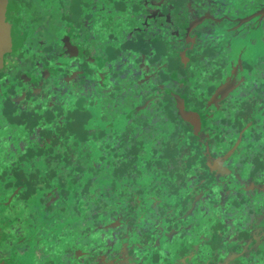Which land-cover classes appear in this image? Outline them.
<instances>
[{"label":"flooded vegetation","instance_id":"flooded-vegetation-1","mask_svg":"<svg viewBox=\"0 0 264 264\" xmlns=\"http://www.w3.org/2000/svg\"><path fill=\"white\" fill-rule=\"evenodd\" d=\"M71 1L72 0H65V3H68V2L69 3L60 10L61 13L64 14L65 16H67L65 12H70V9L72 6L70 7L69 4L71 3ZM83 1L85 4L84 6L81 7V12H80L81 15L79 17V22L82 23V27H83L82 34H78L77 36L71 35L69 38L64 39L62 41L64 44L59 46L60 47L59 50L56 48L54 49V47L51 48L52 53L54 52V54L59 57L62 56L60 60L62 65H60L59 63H54L53 55L50 56L49 54L45 53L46 58L43 57L42 58L43 60H41L40 57L42 56L40 55L38 61L36 63H33L34 66L40 67L39 71L36 74H34L31 72H28L29 67L27 66H30L31 63H28V62L25 63L24 62L25 60H22L20 57V54L24 52V49H26L25 47L28 46V48H30L29 47L30 45H26V43L24 42L25 39H29V33H26L22 30L25 24L24 22L25 12H23V7H25L23 5L25 3L24 4L20 3L19 5L18 0H0V26L6 22L8 23V26L10 27V34L8 30L6 32L7 49L4 51V55L0 63V76L3 75L5 77V79H0V105L4 103L5 101H7L5 105H3L2 110H0V119H1L0 121V148L3 147V149H6L5 151L0 152V155L4 154V156L7 155L6 157H8L9 153L13 151L12 144H16L17 151L15 152L17 153L18 156L24 155L26 151L25 150L22 151V147L24 148L22 139H19L17 132H14L15 129L7 125L6 122L8 121L12 123L14 127L18 129V131L22 129L23 128L22 116L23 114H27L25 110L28 107H30L28 111L32 109L33 100H35L38 97L42 99L40 104L45 102L47 103L48 108L50 107V105L54 106L56 104L54 102L57 99L55 92H56V88L60 87L59 86L60 82L61 84L66 82L68 84L72 83L73 86L78 85L80 89V95L81 96L83 95L84 97H86L87 91H88L87 83L91 84L93 88L97 86L98 88L104 89L106 87L108 88L109 86L112 87L115 84H116L115 87H117L118 80L120 78L117 81H113L112 79L122 76L123 73L126 74L125 76L127 77L126 78L127 81H130L128 78L130 79H132V77L136 78L139 75L140 72L138 71L131 73L128 70L124 69V71L121 72L122 70L121 67L124 65V62L126 61V57L128 56L124 57L125 54L123 53L120 54V51H121L120 48L123 45L125 46L126 43L132 38L135 39L138 37L139 39H141L140 35L142 34L140 33V30L142 31L144 29L134 28L133 30H128L127 32L124 31V33H120V35H113V38H108V36L104 34L103 32L102 28L104 26L101 25L102 17L113 16L110 12L111 8L107 7L108 2L106 3L105 0H96L100 3V5L101 4L103 5L102 7H100V5L95 0H83ZM211 1L212 0L203 1V5L205 7L200 8V9L198 8L194 9L190 1L186 2L184 5H182L179 8L178 11H174V13H170L169 15L167 14L166 17H164L163 19H160V17L162 16L160 9L152 10V8H150L148 10L149 12L148 17L144 15L141 16L143 17V20L145 19L143 22V23H146L145 26L144 24L142 23L141 24L143 25V27L146 28V31H152L157 36L161 35V38L163 40L170 39L167 44H171L176 49H179L178 52L182 58H184L185 56L183 51H186V54L189 57L188 58L189 64L187 65V68H184L183 71L180 73L179 78H176L178 81L184 82L186 80L184 73L191 72V70L194 69L195 65H196L195 68H197L199 65L198 61L205 62L208 64V66H212L210 64V62L212 61L206 60V59H211L212 57L210 56L204 57V56H200L199 54H197L195 50H193V46H195V44L192 43L195 41L194 36L199 35V32H206V30L208 31L207 33L214 32L213 28H215V26L213 24H211V26L207 28L205 27V25L201 27H197L199 22L201 24V17H197L199 15L198 13L202 12L204 15L203 17H210V16L213 17V15L215 14L216 11L211 9L213 7L212 6L213 2L210 3ZM159 2H161L162 4L166 3V1L164 2V0H161ZM159 2L157 3L158 5H160ZM25 5L27 6V11H29L32 15L30 19L31 20L33 19L35 23L42 22L44 24V22L46 21H43L39 17H42V15H46L48 12L52 13L55 10L53 6L50 7V5H48V7L46 6V8L48 9H45L39 12L36 8L34 9L31 8L33 7V5H31L30 3L29 5L27 4ZM103 9L104 10L109 9L107 15L103 12ZM263 14H264V6H261V7H258L256 11L252 12V14H249L247 17L246 16L241 17V18H233V17L227 18L226 17L227 19H229L228 21H226V19H224V17L222 16L223 15L222 14L221 17H217V18L213 17V18L216 22H218V24H220V27L223 28V30L226 29L229 35L227 36L230 37L232 36L231 35L232 30H234L235 33L238 34L240 30L242 32V28L246 26V24L249 25L253 23L254 20H251V21L249 20L255 15H258L256 16L257 17L256 20L263 21L264 20V18H262ZM68 15H69V20H70V17L77 16V13L75 14L72 11V14L69 13ZM158 15H159V18L157 19L156 16ZM190 15H192L191 19H190ZM114 17L117 19V23H118L120 21L118 18V15L115 14ZM98 19L100 20V24L97 23ZM246 21H249V22H246ZM190 23H192L195 28L191 31L189 30ZM59 25H61V23H59ZM161 25L163 27H161ZM62 26L64 28L67 27L68 32L70 33L73 32L70 24H63ZM159 27H161L162 30ZM41 28H43V25ZM84 28L86 29L85 31H84ZM93 28H96L98 33L95 34L93 31ZM14 30L18 31L19 33L18 39L15 35H12ZM38 30L41 31L40 26ZM87 30L89 31L88 35L87 33L84 34ZM136 30H138L139 32L136 33L135 32ZM41 35L42 34L36 35L37 36V40H36L37 46L38 48L45 47L44 49L45 52H48L46 51V49L50 47V44L47 45L49 41V38L47 36L49 35L45 34L46 35L45 38H43ZM227 36H224V37L226 38ZM234 37H238V35L232 36L231 38H234ZM206 38H207V42H206L207 44L209 41H214L216 45L219 43L220 45L229 43V42H226L224 38L219 39L218 37L217 38L213 37L212 39H210L211 36H208V35L207 37L202 38V40L199 39L200 40L199 42H202ZM14 41H19L21 44V45L19 44L20 46L16 50L13 49V47L16 45ZM95 43H96V48L98 52H100L98 55L94 53L91 49V46H95ZM230 43L232 44V40L230 41ZM67 46H73V48H70L69 52H67L68 54L66 53ZM227 47H229V45H227ZM106 51H108L112 55V57H115V58L118 57L117 60L120 57V60L117 62L118 67L113 72L116 74L115 77L114 76L110 77L109 74H112V72H110L103 65V63H106V56L107 55L110 56L109 54L106 53ZM150 53H151L150 55L153 57L154 56L153 49L150 51ZM194 56H196V60L195 59L193 60ZM68 60H73V61L76 60L78 64L76 63L72 64L71 61H70L71 63L70 64L68 63ZM226 63H228V66L230 67V71L228 73L226 70L225 72L226 78H223L219 82L218 85H217L218 78H211L210 76H207L205 78L203 77L201 79V81L195 87V88L199 87L198 89H194V88L192 89L194 83H192L191 81L187 82L186 85L191 87L187 95V100L186 98H183L184 100L183 103L180 100L176 101V99L174 100L175 102L173 101L175 104L173 103L172 110L176 112V115L179 114V109L177 108L178 106L183 105V108H189V107L192 108L196 106L197 105L196 101H198V97H200L201 95L200 92L209 94L207 101L208 103H211L212 105L218 104L220 106L219 103L230 104L229 111L222 112L221 121L211 119L212 117H215L218 112H220L217 109L214 110V112L212 113H207L205 118H201L204 122V127L202 128V131L200 133L201 137H197L198 141H200L201 139L205 137V132L208 130L207 128L209 127H218L220 130L226 129L225 122L223 123V118L225 117L226 113H227V117H231V113L233 111H236V109L233 108L234 104L242 103L245 101L251 102L252 100L255 99V97L252 99L253 97V95H251L253 93L251 91L252 89H248V87L246 86L247 84H249L250 79H253L255 76L252 75V73L248 71L249 67L244 63L243 53H241V55L238 58H235L234 60L230 59V62L228 61L223 64H226ZM64 64L66 65L67 70L71 69L70 72L74 73L73 77L68 75L69 72L64 73V70H63ZM158 65L160 66V69H162L163 67H166L165 62H161ZM59 66L61 67L58 68ZM118 68L121 70L119 73H116V71H118ZM148 70H152V68H149ZM155 72L156 71L152 72V74H150L149 77L153 78ZM218 72L220 75L221 68H220V71ZM89 76L92 78V80L89 78ZM69 77H71L70 81H68ZM107 77H108V81H105ZM56 80H59V82H57L58 84L55 83ZM164 83L165 84L163 86H160V88H165V89L170 88V90L172 89L171 84H169L167 81H165ZM207 84H209V86L204 87ZM215 85L216 87L213 90L212 88ZM6 88L12 90V92L11 93L6 92L5 91ZM211 89L213 90V92L209 93ZM64 92H67V91L65 90ZM216 93H217V96H215ZM213 96L214 98H212ZM30 97L32 98L30 99ZM149 97L152 98L154 97V95L150 94ZM191 98H194L193 104H190ZM9 101L10 103L12 101L13 104L12 103L8 104ZM18 101L20 103H17ZM11 106H13V108H16L15 113H13L14 111ZM8 108L12 112L9 115H5L6 112H9ZM259 108H260L259 113L262 114L263 108L261 107ZM33 115L34 113L30 112V116L32 117ZM47 115L49 117H47ZM47 115H46V120H48V122L55 121V119H53L54 114L52 111H48ZM185 117L187 119H190V117L187 115ZM2 121L3 123H1ZM199 121L201 120L199 119L194 122L196 127L200 125L201 122L199 123ZM39 123H40L39 119L35 118L34 126L38 125ZM1 124L5 126V131H7V128H11L12 135L11 136L8 135L9 139L4 137L1 134V128H2ZM187 126L191 133L193 132L197 133L198 129L197 131L192 132V127L189 124ZM237 129L238 130L236 131V137H238V134L241 132V129H239V127ZM209 138L210 136L204 138V140L202 141L204 142V145L199 143V146H203L204 151H205V148H207L208 146L207 140ZM235 144H237V142ZM243 144H246L245 138L240 143V146L224 144L223 147L218 148L217 150V153H218L219 149H224L223 152H220L217 155L223 158L230 156L231 159L232 158L242 159L243 154L247 155L251 153L247 151V149H244V150L242 149ZM154 149L159 150L161 149V147L160 145L156 144ZM195 150L198 151L197 149ZM212 156H215V155L212 154ZM208 161H209V158L207 156L205 162L208 163ZM122 165L123 164L121 163L120 167H122ZM183 165L184 163L180 161L176 163L174 167L168 166L173 172H176V175H173V176L166 177V175L163 176V175L153 174L154 175L153 177L154 187H156L155 188L156 190H149V191L146 188L147 186H141V184L136 185V186H129L130 185L128 184L129 182H134V183L141 182L142 183L143 181L140 178L143 176V174L138 175L134 171V169H131V168L120 169L112 175L108 174L107 170H104L105 173L102 175L101 178H104V180L108 182V184L106 185H111L113 187L112 189H114V192H115V194L113 193L115 198L111 201L112 210L105 213L108 210L107 205H106L107 203L106 198H109V192L111 191H109L106 194H102L101 192L100 196L102 195V199L100 201L105 203V207H104V212L99 213V215H103L104 213L105 215L101 217L100 221L96 219H94L93 221L92 218L95 217V215L90 216V214L88 215V217L84 218L85 221L92 220L91 221L92 223L94 224L98 223L96 225H92L95 227L91 231L89 229V226L86 225V227H83L81 225H77L76 227L75 223L73 222L74 224L71 225V227L68 229V232H67L68 243L67 241L63 240L61 246L64 248L65 245H67V247L69 248L65 247L66 250H68L69 253H72L68 255H73L74 253L69 250L70 248H74L75 250L76 245H79V247H81L85 241L87 242L89 240L90 236H93V238L97 237L100 240L103 239L102 241L109 247H112V244L113 246H115V249L117 250V255H115L113 252L111 253V257H114L113 258L114 260L111 261L112 264H161V263L163 264H199L201 260V252L204 251L203 248H199V249H191L188 247L181 248V246L178 245L176 248H173L171 250L169 248L170 246L168 247L165 246V243L168 240L165 237L161 239L157 237L156 239H154L150 245L151 248H149L150 246L148 247L146 246L144 239L139 237V231H138L139 229L130 228L129 230H127L125 228L120 227V224L121 222L123 223V221H126V222L130 221L129 225L137 226L139 219L142 217L140 216V214H138V211H135V209L138 208V206H142V208L145 206V204L139 205L140 201L145 195L149 196L151 194V195L159 196L156 202L151 201V200L147 201L146 204L150 208L155 206V204H159L160 200H162V201H171L174 203L179 202V204L177 205H179V207H183V209L187 207L186 211H189V209L191 210L193 208V202L195 200L199 202L200 200H198L199 197H195L197 199L193 201L189 200L184 204V206H182L183 204H180L181 199H182L180 198L181 192H183V194L186 195L189 188L191 187L192 190L195 191V194L196 192L199 191L200 193H203L206 196L208 195L210 196L211 195L210 191L206 189H202L204 185V181L197 179V177L195 176H191V177L186 176L185 170H183ZM210 166L212 165L210 164ZM215 166L217 165L214 164L210 168V170L214 168ZM77 170L78 169L75 168V171ZM229 173H230L229 171H221L220 173L214 172V179L218 184H220V182H227L230 179V177L228 176L237 177L240 180V183H237L235 187H236V191L239 189L240 196H242L245 201L244 209L245 207L249 206L253 208V212L255 213H258L256 212L258 211L257 209L264 211V170L262 172L254 173L250 171V169L247 170L244 165L243 169L241 166V167L232 169V172L230 174ZM119 176L122 177L124 180L119 182L118 181ZM160 176L161 178L159 179L158 177ZM10 177H12V174H10L8 177V174L4 176L0 172V185L4 184L7 186L8 181L10 180ZM220 177H221V180H220ZM219 180L220 182H218ZM163 186H166V187H163ZM129 188H134V190L129 191ZM161 189H167V190L162 191ZM120 193L125 194L123 195L124 199L120 196ZM51 194L52 195L50 196L55 197L53 192ZM85 194L81 197L80 201L84 200ZM130 194L132 196H130ZM171 196L174 197V200L169 199V197ZM13 199L15 200V196L12 197V200ZM176 200H179V201H176ZM89 204L92 205V203H89ZM194 205L196 207L201 206V204H194ZM1 206L3 207L4 203L0 202V207ZM129 207L132 208V211H129ZM253 212H252V215L247 214L248 215L246 216L247 219L255 225H258V224L264 225V216L261 215V216L255 217ZM185 213L186 212H184L180 216H172V218L180 219L184 216ZM144 218H148V216H144ZM13 219H16V217H14ZM13 219L11 220L12 222L9 221V223H7L8 220L7 221L2 220V223L0 225V229L3 228V231L2 232L0 231V264H5V263H2L3 259L1 256L5 257L7 256V254L12 252L10 248H8L9 245L13 244V242L11 241L12 234H11V238H9L10 232L11 233L15 232L16 235H18L20 231L22 232V234H24V232L25 231L27 232L28 230L27 228H25L26 224H22V222H20V219L15 220L16 222L18 221V223L20 224L16 225L15 228L14 226H12V229L8 230L9 229L8 225L13 223L14 221ZM22 219H24V221H28L25 217H23ZM143 220H144L142 221L143 225L147 224L149 226L148 233H152L153 231H155V228L151 222H148L145 219ZM200 222L202 221H200L197 218H192L190 216L188 217V220L185 219L184 221H182L180 225L183 226L184 228L183 235L194 236V233L198 235L197 231L202 227ZM216 223H217V227L215 228V230L219 233V237L212 239L210 238V235L205 234V237L202 240V242L205 244V246H208L207 245L208 242L214 245L215 251L218 255L217 264L222 263V256L220 254V251L223 246V234H230L232 237L242 242H247L248 240H255L252 237L246 236L239 228L235 226H232V225L223 226L218 221ZM99 228H103V229H101V231L97 233L98 235H94L93 234L94 230H97ZM108 228L110 229L113 228V229L106 231ZM210 230L211 229L209 228V232ZM145 231L147 230H144V232ZM202 231L206 233V229ZM81 232H83V237H81L80 235L77 236L78 234H81ZM106 232L110 234V238H107L105 240L104 233ZM124 233L127 236L124 235ZM31 234L36 235V236L39 235V233L34 234V231H31ZM119 235H120V238H119ZM21 237L23 238V235L20 236V239ZM179 238L180 237H178V240ZM192 241H195L196 243L200 242L198 239H195L194 237L190 241H188V244ZM32 243L36 244L37 241H32ZM93 245H94V242L87 244L84 250V253H88L87 255L90 256V252L92 251ZM52 248L53 247H51L49 250L54 252L55 254V256H50L51 258L54 257L50 259V260H55L53 264H58V262H60L61 260L68 259V255H65L67 253H65L64 255H60L56 251L57 249L55 247L54 248L56 250L54 248H53L54 250H52ZM21 249L24 250L23 253L25 251L27 252L30 251L28 246H22L20 248L15 249L14 252L16 250H21ZM31 252H33V250ZM31 254L32 253H30L29 255ZM80 254L81 253L79 249L77 251V256H81ZM152 257H154L155 259ZM70 258H76V255H73ZM86 258L89 259L90 257L84 256V258L82 257L81 260H86ZM250 258L252 259L253 264H264V263H261L259 257L256 254H251ZM159 259H161V261H159ZM237 260L240 264H246L247 256L238 255ZM210 261H211L210 258L208 260L206 258L203 260V263H200V264H212L210 263ZM6 264H17V262H13L10 260L9 263H6ZM25 264H29V263H25Z\"/></svg>","mask_w":264,"mask_h":264},{"label":"rangeland","instance_id":"rangeland-1","mask_svg":"<svg viewBox=\"0 0 264 264\" xmlns=\"http://www.w3.org/2000/svg\"><path fill=\"white\" fill-rule=\"evenodd\" d=\"M19 1V5L20 3L22 4H27L29 5V3L31 5H33V7L31 8H36L39 12L48 9L46 8V6L48 7V5H50V7H54V12H48L46 15H42L41 18L44 22V24L42 22H34V20L30 19L32 17L31 13L29 11H27V6L24 4L23 6V12H25L24 17H25V24L23 26V31L26 33H29V39H25V43L26 45H30L28 48L25 47L26 49H24V52L20 54V57L22 60H25V63H31L29 67V71L31 73L36 74L40 67H36L33 65V63H36L40 57V55L42 57H40L41 60H43L42 58H46V54H49L50 56L53 55V61L54 63H59L61 64V60L59 56L55 55L54 52L52 53L51 48L54 47V49H60L59 46H61L62 44H64L62 41L66 38H69L71 35L73 36H77L78 34H82L83 31V27H82V23L79 22V17H80V9L82 6H84V1L83 0H72L71 3L69 4V6L71 7L70 12H65L67 16H65L64 14L61 13V9L63 7H65L68 3H65V0H18ZM23 1V2H22ZM106 3L111 1L112 5H111V14L113 16L110 17H102V22L101 25L104 26L103 32L104 34H106L108 36V38H113V35H120V33H124L127 32L128 30H133L134 28L137 29H144V30H140V33L142 35H140L141 40L145 43H140L142 44L141 47H152L153 52L155 55L160 54L161 60L159 62H163L164 55L167 54V50L166 49V44L169 42L170 39L168 40H163L160 36H157L154 34V32L152 31H146V28L143 27L142 24L144 20L141 19V23L135 22L134 20L131 19L130 15H133L135 12H140L141 8L144 5V0H105ZM216 2L218 1L217 5L219 6V8L222 10V13H227L230 14L232 12V17L233 18H241V17H247L249 14H252L251 11L255 9H257L258 7L264 6V0H215ZM156 2V1H154ZM159 4L161 5L162 3L159 2ZM213 4L216 5V3L213 2ZM214 6V5H213ZM249 6L247 9L246 7ZM29 8V9H31ZM152 10L155 9H159V8H155L153 5L151 6ZM217 8V9H219ZM251 8H253L252 10H250ZM216 9V10H217ZM76 13L77 11V16L75 17H70L69 20V13ZM215 11V10H214ZM33 12V11H32ZM238 12H243L241 15L237 14ZM34 13V12H33ZM117 14L118 18H119V22L117 23V19L114 17V15ZM137 18V17H136ZM257 17H255L253 21V23L244 26L242 28V32L240 30V32L237 34L235 33L234 30H232L231 35L235 36L238 35V37H234L231 38L230 37H226L225 41L229 42L232 40V47L235 49V51H233L232 53L234 54V58H238L241 53H243V59H244V63L249 67V72L252 73V75H254L255 77L252 79L253 81V85H255L256 83H259L261 85H264V20L263 21H258L256 20ZM251 21V19L249 20ZM248 21V22H249ZM59 23H61V25H59ZM97 23L100 24V20H97ZM163 23V22H162ZM63 24H70L71 26H73V32H68L67 27L64 28L62 25ZM43 25V28H41ZM39 26H40V30L39 31ZM68 26V25H67ZM85 26V25H84ZM161 27H163L161 25ZM161 27H159L161 29ZM64 28V29H63ZM86 29L84 28V31ZM162 30V29H161ZM94 33H98L96 28H93ZM136 33H138L139 31L136 30ZM163 32V31H162ZM88 35L89 31L87 30L84 34ZM211 32H209L207 35L211 36L210 34ZM40 35L43 38H45V34H48L49 36H47L49 38V41L47 43L50 44V47L48 49H46L45 52V47H41L38 48L37 46V36L36 35ZM92 34V33H91ZM103 34V33H101ZM205 32H200V36H202L203 38L206 37ZM218 35H220V33L218 32ZM93 36V35H92ZM58 37V38H57ZM55 39V40H54ZM58 39V40H57ZM130 39V38H129ZM230 40V41H229ZM149 41V42H148ZM24 43V44H25ZM91 43V42H90ZM149 44V45H148ZM158 47L161 46V51H159ZM155 46V47H153ZM232 47H227V44H222L220 45L217 44L216 48L214 49V55H211L212 53H210V55H208V57H212L211 59H206V60H210L212 62H210V64L212 66H208L207 63L202 62V61H198L199 65L197 68L196 65L194 67L193 70H191V72L187 73L185 75L186 79L189 78L188 82H192L194 83L193 88L196 87V85H198V83L201 81V79L207 76L213 77L218 71H220V67L223 65L220 63H224L225 60L224 58L228 55V53H230V50ZM91 49L94 53H96L97 55L100 53L98 52L97 48H96V43L95 46H91ZM23 51V50H22ZM46 53V54H45ZM57 53V52H56ZM110 55V54H109ZM17 56V55H16ZM101 56V55H99ZM128 57H126L127 59ZM46 60V59H45ZM120 60H117V62ZM70 61L72 62V64L76 63V60H68V63H70ZM63 63V62H62ZM65 63V62H64ZM42 64V63H41ZM29 65V64H27ZM107 64H105L106 66ZM61 66H59L58 68H60ZM179 67V65L177 66ZM31 68V69H30ZM176 70V68H174ZM121 69L118 68V71H116V73H119ZM183 71V69L181 70V72ZM69 75V74H68ZM90 75V74H89ZM126 74L123 73L122 76H119L118 78H113V81H117L119 78L121 79V81H123L124 83L122 84L121 82H119L118 84L120 86L126 84V86L124 88H121L120 90L124 89V92H120L115 91V94L118 95L117 98H120L119 103L122 104L124 102L123 105H116V104H109L107 103L108 100L105 98V102L102 104V107H104V111H101L100 108H95L96 107V103H95V99L98 100L97 97H99L96 93V97H92V93L97 90H102L103 88H98L97 86L95 88H93V86H91V84L87 83V87H88V91L89 93H87V102L86 100H84V96H80L78 99L75 98V91H79V86L75 85L73 86V84H68L66 82L62 83L60 82V87L56 88V92L55 95L57 96V101L56 104L50 105V107L48 108L47 103H42L41 102V98L38 97L35 100H33V108L32 112L34 113V115L32 117H30L29 114H23L22 116V120H23V128L20 129L18 131L17 128L14 127V125L10 122H6L7 125H9L10 127L14 128V132H17L19 139H24L25 141H28V139L32 137V135L35 134L36 131L32 132L30 134V128H28V125L30 127L31 124H34V119L38 118L40 123L45 122V116L47 114L48 111H52L54 116H55V122H49L45 123V126L48 125L49 128L47 129L48 132L51 131L52 134L57 132V125H58V121L56 119H59L60 116H57L58 114H62L60 113V108H62V110L68 114H70L71 118H75V120L77 119V117L79 116V121H75L72 122V124H69V120H66V131H63L65 133V138L67 141L66 143L62 142V144L66 145L67 148V152L70 151V145H75L74 147L77 149V147H80L79 150L83 149V155L79 154L77 155V157L75 155H73V160L77 161L78 158V170L77 171H72V173H70L69 171H64V167L63 165H67L68 163H71L70 160L68 159H64L63 165L62 166H56L55 165H51L48 164V162H43L42 158H37L42 156L43 158H47L49 156L52 155V153H47V152H52L49 147L47 148L46 146H41V151L39 152V155L34 152L35 158L37 159H41L39 162H34V163H30L29 165L33 168L35 167H40L35 171H30V170H26V172H24V178L26 179V187H22V184L20 185H16V179H15V175H13L12 171H18L16 168L19 163H18V155L15 151H17L16 149V144H12L13 145V151L11 153H9L8 157H6L7 155L4 156V154L0 155V169L3 168L2 170H0L2 175H7L8 177L10 174H12V179L9 180L8 178V185H0V202L4 203V206L0 207V225L2 223V220L7 221V223H9V221H11L14 217H16V219H13V223L8 225V230L12 229V226H14V228L16 227V225L20 224L18 222H16L15 220L20 219V222H22V224H26L25 228H27V232L25 231L24 234H22V232L20 231L18 233V235H16L15 232H10L9 238H11V234H12V239L11 241L13 242L12 245H9L8 248H10V250L12 252H14L15 249L20 248L22 246H28L30 251H25V255L24 256H19L18 257H23V261L24 263H29V264H50V261H46L44 259V257H42V253L46 254L49 258H51L50 256H55L54 252L50 251L49 249H45L46 246L44 244H41V246L39 245V247L37 248V244H33L32 241H38L36 238H38L39 240L44 241L45 243H48L49 241L55 239L54 243H56L55 246H53V248L58 252V254L60 255H64L66 253V248L67 245H65V247L63 248L62 242L63 240L67 241L68 237H67V233L64 231H59L58 226H55L54 224H57L56 219L58 220L59 218L65 216L64 212L62 211H53L50 215H48V212H51L52 209L54 208H49L47 206V200H50L52 203L50 204V206L55 205L53 203L54 201V197L50 196L52 195L51 193L53 192V194L55 195V197L57 198L56 202H69L72 203L70 205L67 206V210L70 211H74V208H83L84 207V214H86L87 212L90 214V216H94V215H99V213H103L104 212V207H105V203H103L102 201H94V199L91 198V201H87V195H88V191L90 189L93 188L92 185V181L91 179L96 178V167L100 166L103 164L102 160H100L99 158L103 156V158H105L107 165L104 166V168H106V170L108 171V174L112 175L114 173H116L118 170L120 169H127L128 167H134L135 164H130V162H128V160L122 162L123 165L122 167H120V165L118 166L119 168L117 169L116 165H113V162L119 163L117 160V157L115 159V156L117 155H123L125 148L127 150H129L131 147V142L132 140H128V141H124L126 138L123 135V131H127L128 134H130L133 131L139 130V132H137V134H132L133 136L138 138V142H135L136 144V156L138 159H136V163L138 165H142L141 167H138L140 171L137 173L138 175H141L142 173H146L147 171H149V175L147 174H143L141 178L142 183L141 182H129L128 184H130L129 186H136L141 184V186H147V190H156L154 187V173L153 170L150 171V167L148 166V163L151 162H156L155 160L158 159L157 155L154 154H162L163 153V149L164 146L163 144H166L168 142H171L173 140H177L178 139H172L171 135L173 136V133L175 131V127L174 126H170V125H160L158 126V128H154L153 130L151 128L148 127V130L150 131V135H143V131H144V127L146 125L143 124V120L141 119H136V121H133V123H131V120L129 121V118L132 117V113L134 112V110H131L132 107L128 106V102L126 100H130L131 98L134 97L135 92L134 90H137L136 86H132L131 82H128L126 80ZM115 77V76H114ZM89 78L92 80V78L89 76ZM0 79H5V77L3 75L0 76ZM71 80V77L68 78V81ZM59 82V80H56L55 83ZM77 83V81H76ZM58 84V83H57ZM112 87H115L114 85ZM115 90H117V88H114ZM67 91L70 93L69 98H66V96H64L65 94L63 93L64 91ZM111 87H108V91H111ZM128 90V91H127ZM8 93H11L12 90L6 88L5 90ZM252 92H254L253 90H251ZM257 96H256V100L260 99L258 102L254 103L253 105H251V102H242L239 105H237V110L233 111L231 113V117H227V113L224 117L223 123L225 122L226 124V129L225 130H219L218 134L222 135V134H229L231 131L236 130L237 127V114L238 112H241L242 110H247L245 108H249L251 110H255L257 113L260 112V108L259 107H263L264 108V93L256 91L254 92ZM252 95V94H251ZM107 96V94H106ZM32 97H30L31 99ZM166 98V97H165ZM254 97H252L253 99ZM136 100H138V97H136ZM255 101V100H254ZM7 101H5L4 103H2L0 105V110H2L3 105H5ZM168 104L170 103L169 100L166 101ZM190 104H193L194 102V98H191L190 100ZM263 102V105L260 103ZM20 103V102H19ZM8 104H11L10 102H8ZM13 109V113L16 112V108H13V106H11ZM158 106H154L155 109H157ZM240 107V108H239ZM9 109V108H8ZM28 109H30V107H28L25 112L26 113H30V111H28ZM220 109H222V107L220 106ZM240 109V111H239ZM131 110V112L129 111ZM166 110V109H165ZM129 111V112H128ZM12 111L9 109V112H6L5 115H9ZM126 116V117H125ZM47 117H49L47 115ZM62 117V116H61ZM64 117V115H63ZM257 117H261V115L257 114ZM66 119V116L64 117ZM134 118V117H132ZM161 118V117H160ZM221 118V117H220ZM219 118V120H220ZM216 119V118H214ZM264 119V109H263V117L259 118V120H263ZM63 120V119H61ZM126 120V122L124 121ZM253 120V119H252ZM1 121V119H0ZM98 121V122H96ZM107 121L110 122V125L112 126L114 125V133L116 139L114 141H110L108 140L107 136L104 137V140L106 141L103 142L101 140H98L95 137H92V135L87 134L86 131H90V128H93L94 125H96V128H100L103 127L104 124H102V122ZM129 121V125H131L132 127L130 128L129 125L127 126V122ZM149 121V119H148ZM3 123V121L1 122ZM264 123V122H263ZM147 124V123H146ZM150 124V123H148ZM147 124V125H148ZM230 126H229V125ZM2 125V124H1ZM52 125V126H51ZM84 126L85 131L83 129V131L80 130V126ZM46 128V127H45ZM130 128V130H129ZM165 128V129H163ZM251 125L250 123L248 124V126L243 129H241V135L240 133L238 134L239 137H242V133L245 132V134L243 135V139L248 137L249 139H251ZM35 130V128H33ZM101 129V128H100ZM104 129V128H103ZM219 129V128H217ZM46 130V129H45ZM38 131V130H37ZM142 131V132H141ZM255 132H260L259 134V138L261 139V141H259L257 143L258 147L255 144V147L253 146V144H248L244 145V149H247V151L251 152L250 154H243V158L242 159H237V158H230L229 157H221L219 155H215L212 156L211 155V159H209V164L214 165L216 164L217 166L221 167L220 169H218L219 171H229L230 173L232 172V169L238 168L243 162V164L245 165L246 169H250V171L252 170L254 173H258V172H262L264 170V128L263 126H261V123H258L257 126H255ZM103 132V131H102ZM156 132V133H154ZM224 132V133H223ZM90 133H93L90 131ZM119 133V135H118ZM162 133V134H161ZM1 134L9 139V136L12 135V130L11 128H7V131H5V126L2 125L1 128ZM171 134V135H170ZM9 135V136H8ZM99 135V134H97ZM131 135V136H132ZM261 135V137H260ZM85 136V137H84ZM175 137V136H173ZM238 137V141L237 144H235V146H240V143L243 141H240V138ZM72 141L76 142L75 144L72 143ZM124 141V142H123ZM163 143V144H162ZM156 144L160 145L161 149L156 150L154 149V147L156 146ZM24 148L22 147V151L27 152V149L30 148L28 146V144H24ZM101 149H100V147ZM73 147V146H72ZM139 147L140 151L143 153L144 150L147 153L145 154H141L140 151L137 153V148ZM47 148V149H46ZM100 151H99V150ZM107 149H121L119 151V153H116L115 151H110ZM249 149V150H248ZM6 149L0 148V152L5 151ZM255 150V151H254ZM86 151V152H85ZM133 153H135V150L133 149ZM152 151L154 153H152ZM169 151L168 147L165 148V152L167 153ZM177 151V148H176ZM25 152V153H26ZM85 152V153H84ZM96 152V153H95ZM99 152H102L103 154L99 156ZM33 155V156H34ZM95 155L96 157L92 158L91 156ZM112 155V156H111ZM157 156V157H156ZM179 156V154L177 155V157ZM110 157V158H109ZM28 158V157H25ZM170 158V157H169ZM115 159V160H114ZM104 161V159H103ZM15 162V163H14ZM132 162H134V159L132 160ZM182 162L184 163H190V165L188 166V168L186 169V171L189 173L193 174V166L194 163H191L187 160H183ZM47 164L46 167L41 168V166H43V164ZM105 163V162H104ZM129 163V164H128ZM250 163V164H248ZM22 165H27V162H25V160L20 163ZM128 164V165H127ZM242 164V169L244 168V165ZM252 165V167H251ZM136 166V165H135ZM95 167V168H94ZM211 167L208 168V171L210 170ZM232 168V169H231ZM252 168V169H251ZM256 169V171H255ZM47 170H49V173L46 172ZM101 172H103V170H100ZM81 173V174H80ZM229 173V174H230ZM78 174L83 175L80 178H78ZM228 174V175H229ZM31 175H32V180H31ZM176 175V172H168V176H173ZM190 175V174H189ZM227 175V176H228ZM118 176V175H116ZM11 178V177H10ZM78 178V179H77ZM159 179L161 178L158 177ZM169 178V177H168ZM124 179L122 177H118V181H123ZM202 181H204V186H206V188L208 187V182L206 181V179H203ZM48 184V185H47ZM32 185V186H31ZM31 186V188H30ZM67 186H72L69 190L67 189ZM58 187H60L61 189H63V191H60V189H58ZM166 187V186H163ZM202 187V189H204ZM23 188L26 191H20V189ZM82 188L83 191H86L87 194H85L84 196V201L86 203H84L82 206H78L79 201H77V196H78V190ZM66 190V191H65ZM134 190V188H129V191ZM162 191H166L167 189H161ZM232 190L235 191L236 187L234 185H232ZM209 191V190H208ZM20 192V193H19ZM23 192V193H22ZM81 193V192H80ZM200 194V192L198 191L196 194H194V198L195 196L198 197V195ZM124 193H120V196L124 199ZM213 195V200L215 202V205L218 204V200L215 199V193H212ZM15 196V200H12V197ZM83 195H81L82 197ZM130 196H132L130 194ZM205 197H207L206 195H202L200 198H198L199 200L204 199ZM215 197V198H214ZM44 199H46V201H43ZM7 200V201H5ZM88 202L92 203V205L90 206L88 204ZM226 200L223 199L222 202V214L220 211H216L215 213V221H219V219L222 218V216H225L228 218V221L226 222V225H232L235 227H239L241 226L243 223H245V221L247 220V208L246 210H243L240 208V210H231L229 211L228 209H226L225 207L227 206L226 204ZM232 205H233V201H232ZM239 205V204H238ZM89 206V207H88ZM74 207V208H73ZM41 218H40V217ZM23 217H25L28 221H24V219H22ZM29 217V218H27ZM81 215L77 216V220L75 221V225L77 227V225H81L83 227H86V225L88 226L92 220L89 221H85L84 218L88 217V216H83V218ZM207 219H209V213H207ZM12 222V221H11ZM6 223V222H5ZM246 224V223H245ZM209 224H206L205 229H206V235H210V238H212L213 233L215 232V230H210L209 232ZM19 229V228H18ZM0 231H3V228L0 229ZM31 231H34V233H39V235H33L31 234ZM44 231L47 233L45 234ZM23 235V238L20 236ZM43 235V236H41ZM81 236L83 237V232H81V234H78L77 236ZM35 236V237H34ZM41 236V237H39ZM50 236V239H47V237ZM60 239V241H59ZM232 242V241H231ZM52 242L49 243V245ZM68 243V241H67ZM14 245V246H13ZM52 248V250H54ZM69 248V247H67ZM33 250V252H31ZM47 252V253H46ZM30 253H32L31 255H29ZM22 254V252L20 253ZM46 263H45V262Z\"/></svg>","mask_w":264,"mask_h":264},{"label":"trees","instance_id":"trees-1","mask_svg":"<svg viewBox=\"0 0 264 264\" xmlns=\"http://www.w3.org/2000/svg\"><path fill=\"white\" fill-rule=\"evenodd\" d=\"M154 1H156V2H154ZM159 1H161V0H144V5L141 8L140 12H135L133 15H130L131 19L134 20L135 22L141 23V21H142L141 19H143V17H141V16L144 15V16L148 17L149 16L148 10L151 8L152 5L155 8H159L161 10L162 16L160 17V19H163L164 17H166L167 14L169 15L170 13H174V11H178L182 5H184L186 2H189V1L192 3V6L194 9L204 8L205 6L203 5V1H206V0H164V2L166 1V3L158 5L157 3ZM96 2L100 5V3L98 1H96ZM212 2L216 3V5L215 4H214V6L212 5L213 7L211 8L212 10L216 11L215 14L213 15L214 18L221 17L222 14H223L222 16L224 17V19H226V21L229 20L227 18H232V12L230 14L222 13V10L217 5L218 1L216 2L215 0H212L210 3H212ZM111 5H112V2L109 1L107 4V7L112 8ZM102 6L103 5L101 4L100 7H102ZM248 7L249 6H247L246 9ZM217 8H219V9H217ZM252 9L253 8H251L250 10H252ZM108 10L109 9H106V10L103 9V12L107 15ZM254 11H256L255 7H254V10L251 12H254ZM80 12H81V9H80ZM242 13L243 12H238L237 14L240 15ZM198 14L199 15L197 17H201V24L199 22L197 27H201V26L205 25V27L207 28V27L211 26V24H213L215 26V28H213L214 32L211 33L210 39H212L213 37L217 38L218 36H219V39L220 38L225 39L224 36L228 35L226 29L223 30V28L220 27V24H218V22H216L212 16L203 17L204 15L202 12H200ZM191 17H192V15H190V19H191ZM156 18L158 19L159 15L156 16ZM71 28L73 30V26H71ZM207 32L208 31L206 30V32H205L206 37L208 34ZM218 32L220 33V35H218ZM12 35H15L17 37V39L19 38V33L16 30L13 31ZM194 37H195L194 38L195 41L192 43L195 44V46H193V50H195V52L197 54H199L200 56H204V57H208V55H210V53H212L211 55H214V49L216 48V44L214 41H209L207 44L206 43L207 38H206L202 42H199L203 38L200 36V33H199V35L194 36ZM73 39H74V37H73ZM217 41H218V39H217ZM14 43L16 45L13 47V49L16 50L19 48V46L21 44L19 41H14ZM140 43L145 44L138 37L135 39L132 38L131 40H129L126 43L125 46L123 45L120 48V50H121L120 54H122V53L125 54L124 57L128 56V58L124 62V65L121 67L122 68L121 72L124 71V69L128 70L131 73H134L136 71L140 72L136 78L135 77L134 78L132 77V79L128 78L130 80L128 82H131L132 86L135 85L137 88V90H134V92H135L134 97L131 98L130 100H126L128 102L127 103L128 106L132 107L131 110H134V112L132 113V117H134V118H132V117L129 118V121L131 120V123H133V121H136V119L143 120V124L146 125L144 127L143 135H147V136L150 135V133H149L150 131L148 130V127L153 130L154 128H158V126H160V125H163V126L173 125L175 127V131L173 133V136H175V137H173L170 134L171 138L172 139H178V141L173 140V141L168 142L166 144L162 143L164 146V149H163L164 151L160 155L154 154V155L158 156V157L156 156L158 159L155 160L156 162L150 161L148 163V166L150 167V171L153 170V173L155 175H163V176L166 175V177H167L168 172H171L172 170L166 165L169 164V166L174 167L176 163H178L180 161L182 162L183 159H185L191 163H194V166H193L194 170H193V174H192V173H190V172L188 173L186 171V169L188 168L190 163H184L183 162L184 163L183 170H185L186 176H189V177L195 176L199 180L206 179V181L208 182V187L206 188V186H205L203 188L206 190H209L211 193H215L216 198L215 197L214 198L219 201L218 204H216V205H221V207H222L223 199H225L227 201L226 202L227 206L225 208L228 209L229 211H231L232 209L234 210L233 205H232V201H233V204H239V207L236 209V211L240 210V208L243 210H246V208H247V212H249V213H246V215L247 214L252 215L253 208L247 206L244 209L245 201H244L242 196H238V195L231 196L233 193H239V189L237 191L236 190L233 191L232 185L224 186V185H221V182H220V184H218L215 181L214 172L220 173L221 170L219 171L218 169H220L221 167L215 166L214 168H212L211 170L208 171V168L212 167L213 165L210 166L209 162L208 163L205 162L206 160H205V157L203 156V154H209L210 153V156L212 154L215 155L214 153L217 152L218 148L223 147L224 144H231V145L235 146V143L238 141V137H239V136L236 137V131L238 130L237 128L238 127H239V129H243L244 127L246 128L249 123L252 127L250 129L251 139L246 137L245 143L248 141H251L252 142L251 144H253L254 147H255V144L258 147L257 143L259 141H261V139L259 138L260 132L258 133V132H255L254 130H255V126H257L258 123H261V126H263V128H264V123H263L264 119L259 120V118L263 117V113L262 114L257 113L255 110H251L249 108H245L247 110H244V111L242 110L241 112H238L239 114H237V120L235 122V123H237L236 130L231 131L229 134L219 135L218 132L220 129H217L218 127L207 128L208 130L205 132V137L210 136V138L207 140L208 146H207V148H205V151H204L203 146H199V143L204 145V142H202V141L204 140L205 137L203 139H201L200 141H198V138L195 137L196 138L195 139L194 136L190 135L189 128L187 125L194 123L195 121H197L201 118H205L207 113H212L216 109L220 112H218L217 115L215 117H212L211 119L219 120V118L222 115V112L229 111L230 104L219 103L220 106L222 107V109H220V106L218 104H215L216 105L215 106V105H212L211 103H208L207 98L209 97V94H206L204 92L203 93L200 92L201 95H200V97H198V101H196L197 102V105L195 104L196 106H194L192 108H190V107L189 108H183L182 110L179 109V114L176 115V112H174L172 110L173 103L175 102V101L173 102V100H175V98L173 96L177 95V96H180L182 98H186V100H187V95H188L189 89L191 88L190 86L186 85L189 78L186 79L184 82L178 81L176 79V78H179L181 70L184 68H187V65L189 64V59H188L189 57L186 54L184 56V58H182L178 52L179 49H176L171 44H167V45H165L166 49H168L167 54H165L164 58H162L163 62H165V64H166V67H163L162 69H160V66L158 64L161 63L159 61L161 60L162 56L160 54H157V55L154 54V56L152 57L150 55L151 54L150 51L152 50L151 49L152 47H149V48L141 47L142 44H140ZM196 43H197V45H196ZM155 45H157V44H155ZM227 45L232 47L231 43H228ZM153 47H155V46H153ZM157 47H158V45H157ZM70 48H73V46H67L66 47V53L69 52ZM158 49H159V51H161V49H162L161 46H159ZM190 51H192V50H190ZM233 51H235V49L232 47L230 50V53H228V55L224 58L225 62H228V61L230 62V59H233V60L235 59L234 54L232 53ZM106 53L110 54L108 51H106ZM61 57L62 56H60V59H61ZM117 58L112 57V55L110 54V56H108L106 58V60H107L106 63H103L104 66H105V64H107L105 66V68H107L110 72H112V74H109L110 77L116 76V74L113 72L118 67V63L116 61ZM194 59L196 60V56H194L193 60ZM221 64H223V63H220V65ZM178 65H179V67H177ZM227 66H228V63L223 64L220 67L221 68V72H220L221 74L219 75V72H217L213 77H211V78H218L217 79V85L219 84V82L223 78H226V75H225L226 70L229 73L230 67L229 66L227 67ZM149 68H152V70H148ZM174 68H176V70ZM70 70L71 69H69V72H70ZM154 71H156V72L158 71V72L154 73L153 78L149 77L150 74H152V72H154ZM248 71H249V68H248ZM186 74L187 73H184V75H186ZM147 75H148V77H147ZM263 79H264V76H263ZM105 81H108V77L105 79ZM165 81H167L169 84H171V88H172L171 90H170V88H166V89L160 88V86H163L165 84L164 83ZM121 83L123 84L124 82H121ZM209 84H207L204 87L209 86ZM114 86H116V84ZM125 86H126V84H124L122 86L118 85L116 87L117 90L114 89L115 87L110 86L112 89L111 91H108L107 87L102 89V90L96 89V91L92 93V97H96V93L99 96V97H97L98 100L95 99V103H96L95 108H100L101 111H104L105 109H104V107H102V104L105 102V98L108 100L107 103H109V104L123 105L124 102L122 104L119 103L120 98H117L118 95L115 94V91L119 90L122 93L125 90L124 89L120 90V89L124 88ZM246 86L248 87V89H252L254 92L259 91V92L264 93V85H261L259 83H256L255 85H253L252 80L249 81V84H247ZM215 87H216V85L213 86L212 89L214 90ZM198 88H194V89H198ZM192 89H193V87H192ZM212 89L210 90L209 93L213 92ZM69 92H63L65 94L64 96H66L65 99L69 98V95H70ZM254 92L252 93V95H253V97L256 98L257 95ZM87 93H89V91H87ZM165 93L170 95L168 98V100L170 102L169 108H168V103L166 101L161 100V98L164 96ZM75 94H76L75 98L78 99L81 96L80 90L75 91ZM106 94H107V96H106ZM150 94H153L154 97L150 98L149 97ZM136 97H138V100H136ZM84 100H86V102H87V96L84 97ZM254 100H252L251 105L258 102L260 99H258V100L254 99ZM56 101H57V99H56ZM56 101L54 103H56ZM11 103L13 104L12 101H11ZM17 103H19V101ZM239 104L240 103L234 104L233 108H235L237 110V105H239ZM261 104L263 105V102H261L260 105ZM154 106H158L157 109H155ZM261 108H263V107L261 106ZM32 109H33V106H32ZM32 109L29 111L32 112ZM131 110H129V111L131 112ZM60 113H62V114L57 115V116H60V118L56 119L58 121V125H57L58 129H57V132L54 134H52L51 131L50 132L47 131L49 126L48 125L45 126V123H48V124H50V123L48 122V120H46V116H45V122L39 123L38 125H35V126H34V124H31L32 127H30L28 125V128L31 129L30 134L34 131H36V132H35L34 136L31 137V139L30 138L28 139V141H25L24 139H22L23 146H24V144H28V146L30 148L27 149L28 152L24 153V155H19L18 159H16V160H18V163H19L18 165H16L17 166L16 169L18 171H12L13 175H15L16 185L22 184V187L27 188L26 187V179L24 178V175H22V174H24V172H26V170L35 171L38 168H40V167H35L32 169V167L29 165L30 163L32 164L34 162H39L41 160V159H37V158H42L43 162L47 161L48 164H51L53 166L55 165V168H56V166L57 167L62 166L64 159H68L71 161V163H68L67 165H63V167L65 168L64 171H69L70 173H72V171H75V168L79 169L78 168V158H77V161H74L72 157H73V155H75L77 157V155L83 153V149L79 150L80 147H77V149H76L74 147L75 145H70V151L67 152L66 145L62 144V142L66 143L67 141H69V140H66V138L64 137L65 133L63 131H66L65 126L67 123V122L65 123V121L70 119L68 123L72 124V122H75V121L77 122L80 120L79 116L75 120V118H71L70 114L64 112L62 110V108H60ZM27 114L30 115V113H27ZM257 114L261 115V117L258 118ZM63 115H64V117L66 116V119L63 117ZM186 115L189 116L190 119H187L185 117ZM214 118H216V119H214ZM53 119H55L54 115H53ZM61 119H63V120H61ZM148 119H149V121H148ZM221 120H222V118H220L219 121H221ZM223 120H224V118H223ZM124 121L126 122V120H124ZM129 121L127 122L128 123L127 126L129 125ZM96 122H98V121H96ZM111 123H112V126L110 125V122L104 121V122H102V124H104V126L100 127L101 129L96 128V125H94L93 128L89 129L93 133H90V131H86V132L89 135L91 134L92 137H95V136L98 137L96 139L101 140L105 143H106V141L104 140V137L107 136L108 140H110L112 142L116 139L117 136H115V133H114L115 127L113 125V122H111ZM146 123L147 124L150 123V124L147 125ZM129 127L131 128L132 126L129 125ZM33 128H35V130ZM130 128H129V130H130ZM83 129L85 131L84 126L83 125L80 126V130L83 131ZM163 129H165V128H163ZM137 132H139V130L133 131L130 134H128L127 131H123V135L126 138L124 141H128L131 139L132 142L130 145L131 148L129 150H127L125 148L123 155L115 156V159L117 157V160L119 163L113 162V165H116L117 169L119 168L118 167L119 164H121L125 160L127 161L128 159L130 161H132L134 159V162H130L128 160V162H130L131 164L136 163V159H138V158L135 155L136 154L135 142H138V138L133 136L132 134H134V133L137 134ZM154 133H156V132H154ZM97 134H99V135H97ZM244 134H245V132L242 133V137H239L240 141L243 140ZM93 135H95V136H93ZM118 135H119V133H118ZM240 135H241V132H240ZM260 137H261V135H260ZM76 142L72 141L73 144H75ZM41 146H46L47 148L49 147V149L52 152H47V153H52V155L47 157L46 159L43 158L42 156L35 158V156L37 154L39 155V152L41 151V149H43V148H41ZM167 147H168L169 151L166 153L165 148H167ZM226 147H227V145H226ZM176 148H177V151H176ZM100 149H101V147H100ZM133 149L135 150V153H133L134 152ZM195 149H197L198 151H196ZM242 149L244 150V147H242ZM107 150L115 151L116 153H119V151L121 149H107ZM139 151H140V149L138 147L137 153ZM34 152H36L37 154L34 155ZM140 153L145 154V155L147 154L145 152V150L143 153L140 151ZM152 153H154V152L152 151ZM98 154L100 156L103 153L99 152ZM178 154H179V156L177 157ZM81 155H83V154H81ZM25 157H28V158H25ZM91 157L95 158L96 156L92 155ZM99 159L102 160V163H103L101 165V170H103V171L106 170V168H104V166L107 165L105 158H103V156H102ZM103 159H104V161H103ZM24 160H25V162H27V165H25V166L20 164ZM241 163L243 164L242 161H241ZM42 164H43V166H41V168H44L47 165L44 163H42ZM164 164H166V165H164ZM242 164L239 167H241ZM162 166H165V167H162ZM251 167H252V165H251ZM131 169H134V171L136 173L142 172L139 170L138 167H131ZM255 171H256V169H255ZM46 172L49 173V170H47ZM148 173H149V171H147L146 173H142V174L149 175ZM77 176H78V178H80L83 175H77ZM30 178L32 180V175ZM10 179H12V177ZM100 179H101V182H104V183L107 182L104 180V178H100ZM220 180H221V177H220ZM31 186H30V188H31ZM21 190L23 191L24 189L21 188L20 191ZM24 191H26V190H24ZM227 192H230L231 195L227 196V194H226ZM89 193H90V190L88 191V194ZM113 193L115 194L114 189H112L111 192H109V198H106V201L111 202L115 198ZM202 195H204V194L200 193L198 195V197L200 198ZM195 197H197V196H195ZM80 199H81V193H80V190H78V196H77L76 200L80 201ZM195 199H197V198H194L190 201H193ZM257 210L258 211H256V212H258V213L253 212L255 217L261 216V215L264 216V211L259 210V209H257ZM259 211H261V212H259ZM101 217H103V216L102 215H97V216L95 215V217H93V218H95L96 220H101ZM227 221H228V218L225 216H222V218L219 219L218 222H220L223 226H225ZM245 223H243L241 226H239L237 228H239L246 236L252 237L255 240H248L247 242H242L240 240L235 239L230 234H223V246H222L221 251H220L223 264H240L237 260L238 255L247 256V263L246 264H253L252 259L250 258L251 254H256L259 257L261 263H264V236H263L264 235V225L263 224L255 225V224L251 223L248 219L245 221ZM93 228H94V226H89L90 231L93 230ZM218 237H219V233L215 230V232L212 235V239H215Z\"/></svg>","mask_w":264,"mask_h":264},{"label":"water","instance_id":"water-1","mask_svg":"<svg viewBox=\"0 0 264 264\" xmlns=\"http://www.w3.org/2000/svg\"><path fill=\"white\" fill-rule=\"evenodd\" d=\"M258 15L253 16L251 18V20ZM262 18H264V14H263ZM246 22H248V21H246ZM193 29H195V28H194L193 24L190 23L189 30L191 31ZM7 30L9 31V34H10V27L8 26V23L5 22L0 26V63H1L2 57L4 55V51L7 49V39H6ZM218 38H219V36H218ZM183 53H184V55H186V51H183ZM63 70H64V73L69 72V70L66 69L65 64L63 65ZM69 75L71 77H73L74 73L69 72ZM169 96H170L169 94L165 93L164 96L161 98V100L168 101L167 99L169 98ZM215 96H217V93ZM173 97L176 99V101L180 100L182 103L184 102L183 98L180 96L176 95ZM212 98H214V96ZM169 107H170V104H168V108ZM177 108L182 110L183 105L178 106ZM200 120L201 121H199V123L200 122L201 123L199 126L197 125L198 127H196L195 123L189 124L192 127V132L197 131V129H198L197 133L196 132L191 133L189 130L190 135H193L196 138L201 137L200 133L202 131V128L204 127L203 120L202 119H200ZM250 143H252V142L248 141V142H246V144H243V146L248 144V147H249ZM223 150L224 149H219L218 153L223 152ZM218 153L216 152L214 154L216 155ZM203 156L205 157V160H206L207 156L209 159L212 158L210 156V153L209 154H203ZM228 177H230V179L227 182H221V185H224V186L234 185L235 186L237 183H240V180L237 177H234V176H228ZM218 182H220V180ZM194 194H195V191L192 190L191 187L189 188L186 195L183 194V192H181L180 198H182V199H181L180 204H183L182 206H184V204L187 201L194 199ZM226 194H227V196L231 195L230 192H227ZM236 195L240 196V193H233L231 196H236ZM149 200L156 202L158 200V198L154 197L151 194L149 196H147V195L143 196L139 205L145 204V206L143 208H142V206H138V208L135 209V211H138V214H140V216L142 217L139 219L137 226L129 225L130 221L129 222L123 221V223L121 222L120 227L125 228L127 230H129L130 228L131 229H135V228L139 229L138 230L139 231V237L144 239V242H145L147 247L150 246L152 241L154 239H156L157 237H159V239L165 237L166 239H168L167 242L165 243V246L166 247L170 246L169 248L171 250L173 248H176L178 245L181 246V248H184V247H188L191 249L203 248L204 251L201 252V260H200L199 264L203 263V260L206 258H207V260L210 258V260H211L210 263L217 264L218 255L215 251L214 245L211 244L210 242H208L207 243L208 246H205V244L202 242V240L204 239L205 234H206L202 230H205L204 228H205L206 224H209L210 228L212 230H215V228L217 227V223L214 219L215 213H216V211H220L222 214V210H221L222 207H221V205H215L212 193L210 196L208 195L203 200L201 199L200 202L195 200L193 202V208L191 210L189 209V211H186L187 207H185L184 209H183V207H179V205H177V204H179V202L174 203L171 201H162V200H160L159 204H155V206L150 208L146 204L147 201H149ZM176 201H179V200H176ZM194 204H201V206L196 207ZM106 205H107L108 210L105 213L112 210L111 202L107 201ZM238 207H239L238 204H233V208L235 210ZM129 211H132L131 207H129ZM184 212H186V213L184 214V216L182 218H180V219L172 218V216H180ZM105 213L103 215H105ZM207 213H209V219H207V217H206ZM144 216H148V218H144ZM189 216L192 218H197L200 221H202V222H200L202 227L197 231L198 235H196V233H194V236L183 235L184 228L180 224L185 219L188 220ZM94 219L95 218H92L93 221H94ZM143 219L147 220L148 222H151L155 228V231H153L152 233H148L149 226L147 224L143 225V223H142V221H144ZM96 224H98V223H96ZM96 224L91 222L88 226H92V225H96ZM101 229H103V228H99L97 230H94L93 234L98 235L97 233L100 232ZM111 229H113V228H111ZM111 229L108 228L106 231H109ZM144 230H147V231L144 232ZM199 234H201V235H199ZM124 235H126V234L124 233ZM104 237L106 240L107 238H110V234L106 232V233H104ZM116 237H117V235H116ZM178 237H180L179 238L180 241L178 240ZM194 237H195V239H198L200 242L196 243L195 241H192L188 244V241H190ZM119 238H120V235H119ZM102 240L98 239L97 237L93 238V236H90L89 240L87 242L85 241L81 247H79V245H76L75 250H74V248L69 249L71 252L74 253L73 255H76V258H70L73 255H68V254H72V253H69V251L66 250L67 254H65V255H68V259L61 260L60 262H58V264H112L111 261L114 260L113 259L114 257H111V253L113 252L115 255H117V250L115 249V246H113V244H112V247H109ZM91 242L92 243L94 242V245L92 247V251L90 252V256H89V255H87L88 253H84V250H85L87 244H89ZM187 244H188V246H187ZM149 248H151V246ZM79 249H80V253H81L80 255L81 256H77V251ZM84 256L90 257V258L89 259L86 258V260H81V258L82 257L84 258ZM152 258H154V257H152ZM54 261L55 260H50V264L51 263L53 264ZM159 261H161V259H159ZM115 263H116V261H115ZM161 264H163V263H161Z\"/></svg>","mask_w":264,"mask_h":264},{"label":"crops","instance_id":"crops-1","mask_svg":"<svg viewBox=\"0 0 264 264\" xmlns=\"http://www.w3.org/2000/svg\"><path fill=\"white\" fill-rule=\"evenodd\" d=\"M125 48V47H124ZM108 57V55L106 56V58ZM107 61V60H106ZM105 67V66H104ZM119 82H122L121 81V79H119L118 80V83ZM167 164V163H166ZM166 164H164V165H166ZM136 165V166H135ZM135 165H134V167H141L142 165H138V164H136L135 163ZM166 166H169V164H167ZM162 167H165V166H162ZM3 168H1L0 170H2ZM101 170V167L100 166H97L96 167V173H97V175H96V178H93V179H91V180H93L92 181V185H93V188L92 189H90V193L87 195V201H91V198L92 199H94V201H100L101 199H102V195L100 196V193L102 192V194H106V193H108L109 191H111L112 190V186L111 185H106V184H108V182H106V183H104V182H101V177H102V175L105 173L104 171L103 172H101L100 171ZM103 185V186H102ZM72 186H67V189L66 190H69L70 188H71ZM103 190H102V189ZM58 189H60V191H63V189H61L60 187H58ZM65 190V191H66ZM80 190V192H81V195H84V193H86V191H83V189L82 188H80L79 189ZM154 197H157V198H159V196L158 195H153ZM169 199H171V200H174V197L173 196H171V197H169ZM43 201H46V199H44ZM57 201V198L56 197H54V201H53V203L55 204V205H52V206H50V204L52 203L50 200H47L46 202H47V206L51 209V208H54V209H52V211L51 212H48V215H50L53 211H62V212H64V215L65 216H63V217H61V218H59L58 220L56 219V221H57V224H54L55 226H58V224H59V227H58V230L59 231H64V232H68V229L71 227V225H73L74 223H75V221L77 220V216L78 215H81L82 217H80V218H83V216H88L89 215V213L87 212L86 214H84L83 212H84V207L83 208H74V211L72 212V211H68L66 208H67V206L68 205H70V204H72V203H69V202H65V201H62V202H56ZM86 201V202H87ZM84 200H82V201H79V204H78V206H82L84 203H86ZM88 204H89V202H88ZM90 205V204H89ZM91 206V205H90ZM70 207H71V205H70ZM89 207V206H88ZM40 217V216H39ZM27 218H29V217H27ZM41 218V217H40ZM18 222V221H17ZM74 222V223H73ZM44 233L45 234H47L45 231H44ZM35 234V233H34ZM41 236H43V235H41ZM41 236H39V237H41ZM35 237V236H34ZM38 241H37V248L39 247V245L41 246V244H44L45 246H46V248L45 249H50L51 247H53V246H55L56 245V243L58 242H56L55 244H53L54 243V241H55V239H53V240H51V241H49L48 243H45L44 241H42V240H39L38 238H36ZM47 239H50V236H48L47 237ZM59 241H60V239H59ZM50 242H52L50 245H49V243ZM40 248V247H39ZM23 249H21V250H16L15 252H10L9 254H7V256H1L2 257V263H9V261L11 260V261H13V262H17V264H25L24 263V261H23V257H18V255L19 256H24L25 255V252L23 253ZM22 252V254H20ZM47 253V252H46ZM67 253V252H66ZM42 257H44V259L48 262V261H50V259H52V258H54V257H52V258H49L48 256H46V254H44V253H42ZM45 262V261H44ZM46 263V262H45Z\"/></svg>","mask_w":264,"mask_h":264},{"label":"bare ground","instance_id":"bare-ground-1","mask_svg":"<svg viewBox=\"0 0 264 264\" xmlns=\"http://www.w3.org/2000/svg\"><path fill=\"white\" fill-rule=\"evenodd\" d=\"M252 79H250V81H251Z\"/></svg>","mask_w":264,"mask_h":264}]
</instances>
